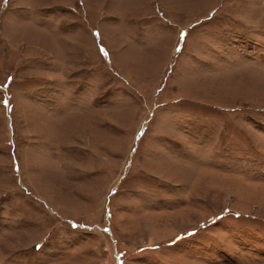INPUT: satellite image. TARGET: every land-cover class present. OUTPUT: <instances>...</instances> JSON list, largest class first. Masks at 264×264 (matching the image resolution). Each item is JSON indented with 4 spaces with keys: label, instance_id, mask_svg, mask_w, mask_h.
Returning <instances> with one entry per match:
<instances>
[{
    "label": "rangeland",
    "instance_id": "1",
    "mask_svg": "<svg viewBox=\"0 0 264 264\" xmlns=\"http://www.w3.org/2000/svg\"><path fill=\"white\" fill-rule=\"evenodd\" d=\"M0 264H264V0H0Z\"/></svg>",
    "mask_w": 264,
    "mask_h": 264
}]
</instances>
